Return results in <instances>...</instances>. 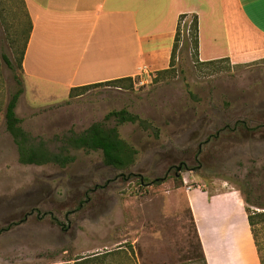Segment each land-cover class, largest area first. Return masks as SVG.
Segmentation results:
<instances>
[{
  "label": "rangeland",
  "instance_id": "1",
  "mask_svg": "<svg viewBox=\"0 0 264 264\" xmlns=\"http://www.w3.org/2000/svg\"><path fill=\"white\" fill-rule=\"evenodd\" d=\"M218 13L220 23L213 31L224 52L225 28ZM192 21H184L173 71L164 77L156 80L155 73L133 89L98 87L66 101L58 96L63 102L35 110L18 103L20 127L36 144L44 141L58 153L64 146L59 139L70 130L81 134L100 123L117 128L138 151L132 167H107L101 152L70 147L67 154L75 161L67 167L25 166L7 132L5 114L22 81L18 60L29 18L22 0H0V264H60L119 248L124 251L117 264H202L186 203L189 190H244L253 204H264V59L200 66ZM206 22L203 36L210 39L209 17ZM48 99L28 95L39 106L54 102ZM123 109L149 120L157 134L105 120ZM142 179L147 181L141 184ZM256 233L264 255V224Z\"/></svg>",
  "mask_w": 264,
  "mask_h": 264
},
{
  "label": "crops",
  "instance_id": "2",
  "mask_svg": "<svg viewBox=\"0 0 264 264\" xmlns=\"http://www.w3.org/2000/svg\"><path fill=\"white\" fill-rule=\"evenodd\" d=\"M22 1L32 30L20 101L30 110L63 102L58 96L69 100L75 88L134 80L143 67L150 78L168 69L182 15L198 17L201 62L229 59L234 66L264 59V0ZM218 12L225 28L224 52L213 31L220 23ZM206 17L210 39L203 36ZM29 94L54 102L39 106L28 100ZM186 203L207 264H260L239 190L215 193L197 187L186 193Z\"/></svg>",
  "mask_w": 264,
  "mask_h": 264
},
{
  "label": "trees",
  "instance_id": "3",
  "mask_svg": "<svg viewBox=\"0 0 264 264\" xmlns=\"http://www.w3.org/2000/svg\"><path fill=\"white\" fill-rule=\"evenodd\" d=\"M187 15H182L179 18L177 31L175 35V42L173 45L172 55L170 66L166 70H162L157 72L156 80L158 77H164L170 74L173 71L176 53L179 48V44L181 41V34H182V25L184 21L187 19ZM29 18V17H28ZM192 25L190 29L192 30V47L194 51V56L196 62L200 66H209L216 68L220 63L227 62L230 63L229 59H220L210 62H201L199 60V21L196 15L192 16ZM32 30V24L29 19V29L27 32L26 42L24 43V47L22 49L20 58L18 60V67L20 71L23 70V57L26 50V45L29 40L30 34ZM5 62L7 63L9 68H12V63L6 57H4ZM220 68V67H219ZM174 77V75H173ZM105 86H115V87H124L126 89H133L134 81L131 78H125L121 80H116L112 82L100 83L90 86H85L81 88H75L70 91L69 98H78L81 96L86 95L90 90L93 88L98 87H105ZM24 93V87L22 81H18V88L17 90L10 96L9 102L6 107V129L7 132L13 138V141L18 149L19 155V163L25 166H45V165H55L61 168L67 167L71 163L75 161V158L67 154V148H73L75 150H84V151H94V152H101L103 156V161L105 166L112 167L120 170H126L132 167L138 156V151L127 142L120 138L119 132L117 128L108 129L104 127L100 123L92 124L88 129H86L81 134H76L75 131L72 129L67 134L62 136L59 139L60 142L64 144L63 148L59 150L58 153L50 151L46 147V143L44 141H40L39 143H35V139L26 131L20 127L22 121L18 118L16 114V108ZM111 119H115L117 124H125V123H132L137 124L139 128L143 131H155L157 134V129L153 127L149 120H145L140 118L137 115L129 113L127 110L123 109L118 112H112L106 117V121ZM243 130L248 131L249 128L242 126L240 127ZM253 131L256 129H252ZM146 182L147 179H142L141 184ZM162 180H155L153 183L158 184ZM199 187V186H197ZM195 187V188H197ZM243 201L245 204V210L247 214L248 223L251 229V233L254 239L255 247L258 253L260 264H264V255L262 252V247L258 241L256 227L264 224V211H253L250 212L249 207L254 206L259 209H264V204H253L251 201V193L248 191H241ZM192 220L193 230L196 236L197 241V248L199 252V258L202 264H207L206 259L203 255L202 248L200 242L198 240V236L195 232V225ZM52 223L57 224L63 228L62 224H59L54 218L51 220ZM18 225V224H15ZM7 228L6 230H8ZM121 248L106 252L104 254H93L90 256H82L76 257L72 259H68L63 261L60 264H117L116 261L118 257L121 256L122 252Z\"/></svg>",
  "mask_w": 264,
  "mask_h": 264
},
{
  "label": "built area",
  "instance_id": "4",
  "mask_svg": "<svg viewBox=\"0 0 264 264\" xmlns=\"http://www.w3.org/2000/svg\"><path fill=\"white\" fill-rule=\"evenodd\" d=\"M150 76L148 74L147 68L143 67L141 69V73L133 80L134 81V86L140 87L146 85L147 79H149Z\"/></svg>",
  "mask_w": 264,
  "mask_h": 264
},
{
  "label": "water",
  "instance_id": "5",
  "mask_svg": "<svg viewBox=\"0 0 264 264\" xmlns=\"http://www.w3.org/2000/svg\"><path fill=\"white\" fill-rule=\"evenodd\" d=\"M179 170H181V168H179Z\"/></svg>",
  "mask_w": 264,
  "mask_h": 264
}]
</instances>
